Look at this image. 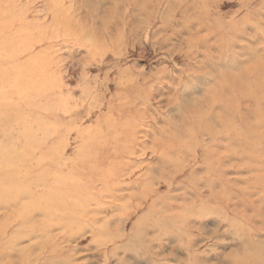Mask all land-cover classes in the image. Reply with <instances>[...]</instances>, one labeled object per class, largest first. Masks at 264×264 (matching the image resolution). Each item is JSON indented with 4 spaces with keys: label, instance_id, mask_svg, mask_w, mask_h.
<instances>
[{
    "label": "rangeland",
    "instance_id": "rangeland-1",
    "mask_svg": "<svg viewBox=\"0 0 264 264\" xmlns=\"http://www.w3.org/2000/svg\"><path fill=\"white\" fill-rule=\"evenodd\" d=\"M263 78L264 0H0V163L82 200L0 264H264Z\"/></svg>",
    "mask_w": 264,
    "mask_h": 264
},
{
    "label": "bare ground",
    "instance_id": "bare-ground-1",
    "mask_svg": "<svg viewBox=\"0 0 264 264\" xmlns=\"http://www.w3.org/2000/svg\"><path fill=\"white\" fill-rule=\"evenodd\" d=\"M141 7L143 8L142 4ZM257 89L260 90L259 100H264V78L258 81ZM243 127L247 128L250 131H253V126L249 123ZM0 129L3 130L5 128L0 127ZM28 132L29 131H27L26 133L24 131H22L21 133L16 132V134L12 137L7 134L6 139H4V137L3 139L6 142L17 141V144L28 143L30 142V139L28 140ZM260 138L264 140L263 137ZM11 155L13 156V154ZM5 157L7 161H12L8 164L0 163V207L4 206L5 208H9L7 209V212L3 217L4 219L2 220L1 225H3L5 221H7L6 218L10 221L14 217H22L23 219L26 218V216H31V212L33 210H40L45 215V217L49 219L54 218V216H56L58 217L60 222L65 221L64 218L62 219V216H60V214L66 217V221L78 220L79 216L82 213L81 206L79 203L72 202V198L69 199V197H75L77 200L82 202L81 198L73 196L72 192L70 191V189H76V187H64L60 184L61 179L54 178L53 176L51 182L47 184V174H43V170L41 168L42 164L40 161H36L35 164L32 166L30 163L29 166L24 167L23 171H21L20 164L17 160H15L14 157ZM4 166L9 168H5ZM41 181H43V183L45 184L44 187L48 185V188L42 189L39 192L33 191L31 188L32 183H40ZM20 193L25 196L21 200L18 199V195ZM26 222L27 221L23 222V224H25ZM23 232L24 231H20V234H22ZM259 246L254 247L255 249L253 250H249L246 253V256H250L252 255L251 252H255L260 253V255L264 257V248L261 245ZM261 263L263 264V262Z\"/></svg>",
    "mask_w": 264,
    "mask_h": 264
}]
</instances>
